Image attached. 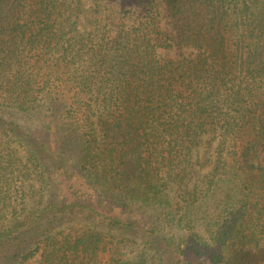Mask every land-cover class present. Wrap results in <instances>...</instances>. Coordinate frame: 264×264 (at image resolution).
<instances>
[{"label":"trees","instance_id":"trees-1","mask_svg":"<svg viewBox=\"0 0 264 264\" xmlns=\"http://www.w3.org/2000/svg\"><path fill=\"white\" fill-rule=\"evenodd\" d=\"M0 264H264V0H0Z\"/></svg>","mask_w":264,"mask_h":264}]
</instances>
